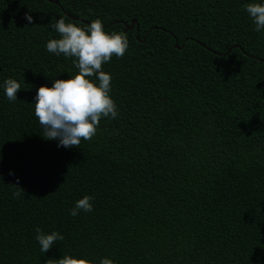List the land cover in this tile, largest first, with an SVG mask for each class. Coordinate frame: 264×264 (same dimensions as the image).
Returning a JSON list of instances; mask_svg holds the SVG:
<instances>
[{"label": "trees", "instance_id": "trees-1", "mask_svg": "<svg viewBox=\"0 0 264 264\" xmlns=\"http://www.w3.org/2000/svg\"><path fill=\"white\" fill-rule=\"evenodd\" d=\"M53 1H0V264H264V30L245 11L264 0ZM60 18L129 41L102 69L118 117L80 149L34 113L39 87L78 74L46 50ZM37 227L64 240L44 254Z\"/></svg>", "mask_w": 264, "mask_h": 264}, {"label": "clouds", "instance_id": "clouds-1", "mask_svg": "<svg viewBox=\"0 0 264 264\" xmlns=\"http://www.w3.org/2000/svg\"><path fill=\"white\" fill-rule=\"evenodd\" d=\"M245 11L254 23V30H264V3H248ZM25 19L31 24L32 16ZM59 38L51 39L46 50L56 56L73 58L78 74L67 80L55 79L52 87L41 86L37 89L34 104L35 118L43 129V138L58 141V147L79 148L81 141H91L96 135L100 122L104 118L115 120L118 117L116 102L111 98V80L109 73L103 71V65L113 57L122 59L129 41L123 32L107 33L100 19L92 20L84 28L75 23H66L64 18L51 24ZM93 78L95 81H93ZM4 94L9 102L17 101L20 84L12 78L3 83ZM11 174V173H10ZM18 183V181H17ZM13 198H20L23 189L12 185ZM94 197L85 195L75 202L69 214L78 216L81 211L92 212ZM36 240L40 251L47 253L57 241H63L59 232L44 233L36 228ZM46 264H91L85 259L64 255L60 259H49ZM100 264H114L111 259L103 258Z\"/></svg>", "mask_w": 264, "mask_h": 264}, {"label": "water", "instance_id": "water-1", "mask_svg": "<svg viewBox=\"0 0 264 264\" xmlns=\"http://www.w3.org/2000/svg\"><path fill=\"white\" fill-rule=\"evenodd\" d=\"M1 1V0H0ZM51 3H54V4H56L57 5V2L56 1H53V0H49ZM72 18V17H71ZM72 19H74V18H72ZM135 21L133 22V25L129 28V29H133V27H134V25H135ZM176 47L177 48H179V46H178V44L176 45Z\"/></svg>", "mask_w": 264, "mask_h": 264}]
</instances>
